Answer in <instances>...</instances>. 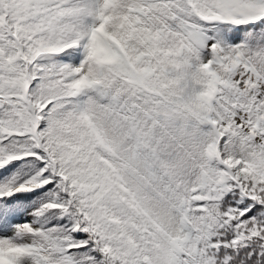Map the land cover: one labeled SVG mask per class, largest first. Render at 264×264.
<instances>
[{"label":"snow or ice","instance_id":"6c2138e0","mask_svg":"<svg viewBox=\"0 0 264 264\" xmlns=\"http://www.w3.org/2000/svg\"><path fill=\"white\" fill-rule=\"evenodd\" d=\"M0 264H264V0H0Z\"/></svg>","mask_w":264,"mask_h":264}]
</instances>
